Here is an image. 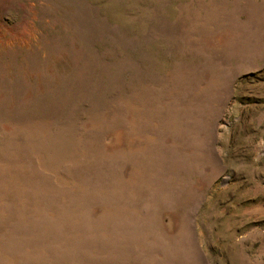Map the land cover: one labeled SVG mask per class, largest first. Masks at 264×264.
Here are the masks:
<instances>
[{"label":"rangeland","instance_id":"1","mask_svg":"<svg viewBox=\"0 0 264 264\" xmlns=\"http://www.w3.org/2000/svg\"><path fill=\"white\" fill-rule=\"evenodd\" d=\"M0 264H264V0H0Z\"/></svg>","mask_w":264,"mask_h":264}]
</instances>
